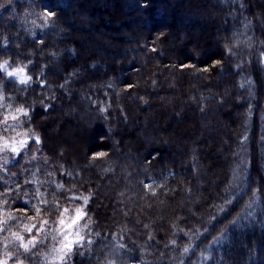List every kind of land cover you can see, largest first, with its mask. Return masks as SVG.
<instances>
[{
    "label": "trees",
    "instance_id": "16d2710c",
    "mask_svg": "<svg viewBox=\"0 0 264 264\" xmlns=\"http://www.w3.org/2000/svg\"><path fill=\"white\" fill-rule=\"evenodd\" d=\"M4 61L0 262L264 264V0H0Z\"/></svg>",
    "mask_w": 264,
    "mask_h": 264
},
{
    "label": "snow or ice",
    "instance_id": "6c2138e0",
    "mask_svg": "<svg viewBox=\"0 0 264 264\" xmlns=\"http://www.w3.org/2000/svg\"><path fill=\"white\" fill-rule=\"evenodd\" d=\"M49 16L52 15L51 12L47 13ZM8 68V61H4L3 64H0V71H4L6 72L8 77H17L19 76V82L21 84H27L29 80H31V77H25L22 73H23V69H16L15 71H7ZM3 91V85L0 84V93H2ZM16 112L19 113H23L24 115H27L26 112H24V110L22 108L16 109ZM11 119L15 120L17 119V117L13 114L11 115ZM7 120L8 117L4 118L3 123L7 124ZM12 127V126H9ZM7 130V128L5 129ZM35 142L39 143V138L35 137ZM27 143V141H22L21 142V147H23V145ZM9 147L8 142L5 141L3 148L7 149ZM11 151L14 153L19 154V150L13 146L11 147ZM147 187V185H146ZM58 188H63V185H58ZM37 192H39V190L37 189ZM0 195H3L2 193H0ZM42 195V194H41ZM76 199H80V197L77 196H72L70 197V200H76ZM88 197H83V203L85 205L88 204ZM4 203H7V201H4ZM41 203L43 204H47L46 200H41ZM33 207L36 208V216H39L40 212H41V208L33 205ZM60 208L59 203L57 202L56 204V209H53V211L58 210ZM45 211H48L47 208H45ZM73 214L71 215V217L69 219H67L66 222V214H68L70 212V209L68 208H63L60 211V217L57 221V231L59 232V234L63 237V241H62V247L58 250L61 255H60V259L65 261V264H67L65 258L72 252V248L73 245H81L82 242L84 241V237L80 234V232L83 230L82 228H78L76 229L74 232L73 231H69L71 229L74 228V226H77L79 224V221H81L82 219H84V217L86 216V213L83 211L82 208H76L75 210H72ZM3 223H6V221H3ZM42 224H48L47 220H42ZM87 225H85L86 227ZM32 227H36V225H32ZM28 231H31V228L28 229ZM69 236H73V239H69ZM18 239H23L22 237H17ZM66 241V243L64 242ZM29 244H32L33 246H35V238H33V240L28 242ZM87 243H91V241H87ZM24 247L27 249L28 245L25 244ZM0 264H6V262H0Z\"/></svg>",
    "mask_w": 264,
    "mask_h": 264
},
{
    "label": "rangeland",
    "instance_id": "374dc122",
    "mask_svg": "<svg viewBox=\"0 0 264 264\" xmlns=\"http://www.w3.org/2000/svg\"><path fill=\"white\" fill-rule=\"evenodd\" d=\"M23 74V73H22ZM24 75V74H23ZM19 77V76H18ZM66 133H67V135L68 136H73L74 134H76V133H81V131L80 130H71V129H66ZM60 136H57V141L59 142V144H62V143H64V142H66L67 140H69L70 142L72 141V139L69 137L68 139L64 136V137H62V138H59ZM69 141H67L68 143H70ZM13 146H15V145H13Z\"/></svg>",
    "mask_w": 264,
    "mask_h": 264
}]
</instances>
